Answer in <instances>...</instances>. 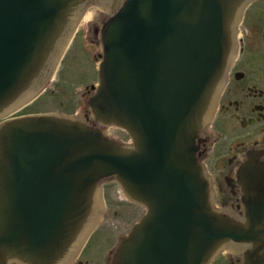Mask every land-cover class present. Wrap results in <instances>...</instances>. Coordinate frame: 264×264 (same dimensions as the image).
<instances>
[{"label": "water", "instance_id": "95a60500", "mask_svg": "<svg viewBox=\"0 0 264 264\" xmlns=\"http://www.w3.org/2000/svg\"><path fill=\"white\" fill-rule=\"evenodd\" d=\"M94 1L113 2L0 0V118L39 93ZM250 1L122 0L99 28L93 126L57 114L0 124V264H62L89 234L110 178L146 212L109 264H208L231 244L260 258L262 204L248 199L241 217L214 211L197 160ZM94 123L124 129L132 144Z\"/></svg>", "mask_w": 264, "mask_h": 264}, {"label": "flooded vegetation", "instance_id": "af4514ba", "mask_svg": "<svg viewBox=\"0 0 264 264\" xmlns=\"http://www.w3.org/2000/svg\"><path fill=\"white\" fill-rule=\"evenodd\" d=\"M245 14L240 27L245 35L240 36L237 58L229 69L214 118L202 135L200 161L211 179L213 205L222 214H251L246 210L248 199L253 200L249 207H259L260 202L264 214V28L244 29ZM245 47L253 68L240 58ZM87 244L71 264H92L85 258ZM249 249L251 245L236 246L220 254L216 262L225 257L223 264H264V251L259 259H248ZM110 250L103 264H107Z\"/></svg>", "mask_w": 264, "mask_h": 264}, {"label": "rangeland", "instance_id": "374dc122", "mask_svg": "<svg viewBox=\"0 0 264 264\" xmlns=\"http://www.w3.org/2000/svg\"><path fill=\"white\" fill-rule=\"evenodd\" d=\"M245 13L244 29L251 30L256 26L264 28V0L254 2ZM244 35L245 31L242 29L241 37ZM252 50H255V46ZM99 52V45L94 42L89 21L80 20L51 80L38 97L14 114L61 113L83 118V114L88 110L86 98L91 91L90 86L96 84ZM249 52L245 47V54L240 58L248 67L253 68L254 65H251L254 63L253 59L249 61L246 58ZM258 65L263 66V64ZM108 132L111 137L123 142L130 140L122 129L111 127ZM100 196L101 209L97 225L93 226V232L85 249V258L91 259L92 264H96L97 261L103 264L108 251L119 237L123 236L132 223L144 213L141 206L125 198L119 185L113 180L102 182ZM225 259L221 257L213 264H223Z\"/></svg>", "mask_w": 264, "mask_h": 264}, {"label": "bare ground", "instance_id": "6f19581e", "mask_svg": "<svg viewBox=\"0 0 264 264\" xmlns=\"http://www.w3.org/2000/svg\"><path fill=\"white\" fill-rule=\"evenodd\" d=\"M107 4L108 3L106 2H101L100 6L106 8L105 5ZM99 14H100V10L97 7L90 6L85 10L83 16L81 17V20H92L94 17L98 16Z\"/></svg>", "mask_w": 264, "mask_h": 264}]
</instances>
